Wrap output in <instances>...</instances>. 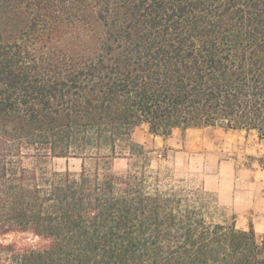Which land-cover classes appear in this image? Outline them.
<instances>
[{
  "label": "trees",
  "instance_id": "1",
  "mask_svg": "<svg viewBox=\"0 0 264 264\" xmlns=\"http://www.w3.org/2000/svg\"><path fill=\"white\" fill-rule=\"evenodd\" d=\"M142 124L264 141V0H0V264H264V233L151 189Z\"/></svg>",
  "mask_w": 264,
  "mask_h": 264
},
{
  "label": "rangeland",
  "instance_id": "2",
  "mask_svg": "<svg viewBox=\"0 0 264 264\" xmlns=\"http://www.w3.org/2000/svg\"><path fill=\"white\" fill-rule=\"evenodd\" d=\"M174 134L178 143L169 146L162 145L161 138L155 140L154 137H148L149 143L147 140L142 143L141 140L147 136L145 125L136 127L133 132L135 142L145 144L150 150V164L145 170L151 189L181 190L203 206L209 220L235 223L239 228L251 223L250 214H238L232 207L220 203L217 191L211 190L205 182L215 173L217 180L245 186L252 179L247 173L248 170L264 169V141H260L253 133L225 130L216 126L187 131L177 129ZM215 153H218L219 157ZM221 161H224V166L220 172ZM115 162V170H127V158H117ZM45 166L58 169L68 167L78 171L81 160L57 158L48 161ZM263 192L264 188L261 194ZM8 237L21 245L38 242V239L27 238V235L22 233H12Z\"/></svg>",
  "mask_w": 264,
  "mask_h": 264
},
{
  "label": "crops",
  "instance_id": "3",
  "mask_svg": "<svg viewBox=\"0 0 264 264\" xmlns=\"http://www.w3.org/2000/svg\"><path fill=\"white\" fill-rule=\"evenodd\" d=\"M146 126L147 136L141 140V142L149 143L148 137H154L155 140L161 138L162 145H175L178 143V139L173 136L175 135V130L170 137H163L160 135H154L149 132L148 126ZM197 128H190L187 130H194ZM177 130V129H176ZM180 130V129H179ZM185 130V131H187ZM134 140V139H133ZM135 141V140H134ZM221 147V146H218ZM218 156V153H215ZM224 161H221V172ZM249 177H252L251 181L246 183L245 186L241 184H235V182H229L226 180H217L215 179L216 175L213 173L209 176V179L206 180L205 184L212 190L217 191L219 195V201L223 205L230 206L238 214L247 213L251 215V223H246L240 229L248 230L250 226H253L255 231L264 233V192L261 194L264 188V169L248 170ZM256 177V178H255ZM260 179H258V178ZM263 178V179H262ZM242 186V188H240ZM245 187V188H243ZM237 228L239 226L236 225Z\"/></svg>",
  "mask_w": 264,
  "mask_h": 264
}]
</instances>
